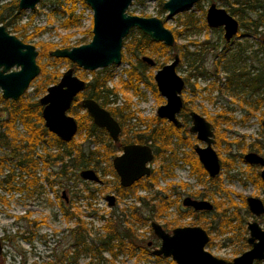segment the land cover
I'll list each match as a JSON object with an SVG mask.
<instances>
[{
  "label": "rangeland",
  "instance_id": "rangeland-1",
  "mask_svg": "<svg viewBox=\"0 0 264 264\" xmlns=\"http://www.w3.org/2000/svg\"><path fill=\"white\" fill-rule=\"evenodd\" d=\"M6 1L8 0H2L1 3ZM164 1L133 0L127 12L139 16L160 18L165 27L177 32L176 44L182 46L181 50L201 49L202 63L197 70L192 71L193 75L190 77V82L196 84V92H190L189 86L186 85L182 94L193 99V105L197 112L205 111L215 117L217 113L225 111V117L229 118L219 123L217 127L219 132L224 134L226 141L230 143L227 144L226 141H223L217 145L214 141L212 146L216 151H219L220 157L231 161L230 165H223L220 173L211 178L214 179L213 182H199L197 175L190 172V166H180L182 161L179 160L173 168V176H167L163 170L158 174L155 171L157 183L153 187L150 186L148 189L137 187L136 192L127 193L124 197L120 196L116 199L117 195L110 187L116 179L112 173H107L104 176L106 180H109L107 188L99 182L82 179L79 176L81 169L77 170L79 181L69 179L59 182L60 178L57 177L52 185H49L43 170L50 172V178H53V173L58 171L60 163L45 168L43 162L39 160L34 173L37 180L34 184H29L28 180L33 176L16 165L15 159L9 157L1 159L8 152L7 147L1 146L0 179L7 174H12L10 184L3 182L0 185V240L2 244L0 257L4 260L3 264H177L169 257L153 254V249L159 247L160 238L153 234L150 229L151 223L157 222L171 232V229L176 226L192 225L190 222L194 219L192 216L179 217L178 208L175 205L168 209V214L158 217L151 216L149 205L146 206L142 200H147L156 192L169 195L170 199H175L176 203H179L183 208L181 200L184 197L204 191L207 186L211 185L212 194L204 199L211 202H223L224 207H230L229 214L237 212L238 218L235 223L239 222L240 225L246 226L248 221L256 220L260 226L264 225V217L257 218L250 212L247 213V208L244 207L242 200L243 196H255L264 200V186H260L250 179L255 176L257 169L251 166L247 168L246 162L242 158L247 145L249 148L253 142L262 144L264 148V130L261 124V119H264V100L257 108H253L251 103L245 101H251L256 96L248 98L235 90L226 88L227 72L222 59L230 52H235L239 44L246 45L243 51L245 58L240 65L245 71H250V75L258 73L264 67V20L256 31L246 25V27L240 28L237 36L230 41H225L221 28L209 27L206 24L205 14L211 3L226 9L229 6L226 0H201L185 11L169 18L167 10L162 7ZM232 1L229 0L230 3ZM65 5L66 2L63 0H41L34 9L22 10L20 23H28V33L32 32L35 27L45 28L39 36L29 40V43L35 45L42 41L61 45L63 44L62 37L68 34L70 37L67 44L72 46L77 45L79 40L84 39L83 43H86L91 39L87 30L92 22V10L86 4L77 1L75 14L80 16V24L67 28L62 25L66 16L63 11ZM188 16L195 19L197 29L182 30L181 21ZM6 29L10 32V28ZM138 30V28L131 29L125 37L122 55L126 53L127 58H131V53L125 51L124 44L130 40L131 32L137 34ZM37 49L39 50V47ZM174 53H179V49L167 51L165 54L173 56ZM49 59L52 57H42L41 62ZM160 60H163V57ZM68 67L70 66L65 60L59 61L55 65H47L48 70L57 69L59 72L65 71ZM128 67V61L123 60L119 65H111L93 71L77 68L74 69V73L86 81L96 71L106 69L112 74L108 86L114 87L127 80L123 70ZM177 71L182 77L187 74L189 67L186 61L178 64ZM138 87V94H133L131 89H126L124 93L119 92L117 103L121 104L125 99L124 94H126L131 98L132 109L138 110L137 115L146 118L156 115L157 107L164 103V98L161 96L162 100L158 102L144 84L139 83ZM44 93H36L33 82L26 90V98L29 100L39 99ZM261 96L264 97V93ZM243 98H245L244 102H242ZM241 102L242 105H240ZM4 116L5 111L0 104V118ZM131 122H134V119ZM190 125L191 121L189 120L186 129L192 135L193 145L186 141H177L174 138L179 156L182 155V152L193 149L196 143L204 146L203 142L195 138V134L189 132ZM15 129L18 134L25 132L24 126L19 121L15 122ZM83 136V132H77L75 138L79 139ZM94 147L93 143L89 144L90 149ZM46 151L55 153L57 147L55 144L51 145L40 141L35 148V157L45 156ZM248 151L250 150L248 149ZM150 165L154 170H157L160 163L154 161ZM101 166L107 167V162H103ZM257 168L260 169L259 166ZM183 183L186 186L182 187ZM12 185L24 188L20 190L7 189ZM90 191H92L91 196L88 195ZM112 194L115 196L114 204L109 205L106 197ZM139 196L142 200L139 199ZM61 200L64 208L74 213L71 217L64 216ZM232 200L235 202L234 206H231ZM134 209H137L145 220L131 216L130 213ZM212 213L213 211L202 213L200 220H196L197 224L195 225L201 227L203 224L211 225L213 243L212 246L206 245L205 249L217 257L231 260L247 249L241 238H247L249 232L236 227L221 232L218 220L213 218ZM78 220L84 227L79 230L84 236V244L99 247V252L94 249H92V254L84 250L77 252L78 249L83 248V244L75 245V231L80 224ZM167 221L169 227L166 225ZM127 227H131L133 230L132 239L125 236L122 249L118 250V247L114 245L113 251L118 250V252L113 254L108 250L105 240L108 239L110 244L119 242L118 238H109L111 231L121 232ZM231 237L235 238L229 242ZM236 237L240 238L236 240ZM44 238L45 240H43ZM129 239L134 243L132 248ZM129 249L132 250L131 253H129ZM260 264H264V261Z\"/></svg>",
  "mask_w": 264,
  "mask_h": 264
},
{
  "label": "trees",
  "instance_id": "trees-1",
  "mask_svg": "<svg viewBox=\"0 0 264 264\" xmlns=\"http://www.w3.org/2000/svg\"><path fill=\"white\" fill-rule=\"evenodd\" d=\"M1 1L2 0H0V24H3L6 28H10V33H14L23 42H28L29 40L39 36L44 31V27H35L32 32L28 33V23H20L23 12L17 7L18 0H8L4 3H1ZM63 1L66 2V5L63 8L66 16L62 21V25L67 28L71 27V25H79L80 16L75 14L76 2L81 1L85 4L84 0ZM226 1L229 3L226 10L236 16L239 20L240 27H246V25H248V27H250L253 31H256L258 27L263 24L264 0H233L232 3H230L229 0ZM181 25L183 27V31H192L198 28L195 23V19L191 16L182 20ZM91 29L92 22L87 30L88 36L90 37L92 36ZM172 32L175 36V42L172 46H165L162 42L153 41L149 36L145 35L140 30L137 31V34L131 32L130 40L124 44L125 51L127 53H131V58H127L126 53L122 55V61L127 60L129 63V67L123 70L127 80L122 81L119 86H108V82L111 80L112 74L106 69L96 71L93 73L91 78L86 80V86L83 92H79L74 97L68 110V112L76 119L78 124L77 132H83L84 136L82 138L77 139L73 137L70 141L64 142L56 135L49 132L45 128L41 116L42 106L39 104L38 99H27L26 91L17 100L3 99L0 94V104H2V108L5 111V116L0 118V147L5 146L8 148L7 154L2 156L1 159H5L7 157L15 159L16 165L21 167V169L26 173L33 176L32 179L28 180L29 184H34L37 180L34 177V173L38 167L39 160L43 162L45 168L60 163L58 171L53 173V178H50V172L43 170L45 179L49 185H52L54 179L57 177L60 178L59 182L69 179L79 181L77 170L85 168H93L96 172L101 168L104 175L112 173L116 177L110 158L115 155L117 149H121L122 145L125 143H145L149 144L153 149L154 157L152 162L157 161L160 165L157 170H153L152 174L146 176L143 180L137 181V185H139L140 188L148 189L150 186L153 187L157 183V174L161 170L165 171L167 176H173V168L177 165L179 160L182 161L183 164L190 166L191 173L197 175L199 182H213L214 179L208 177L193 150L191 149L189 151L182 152V155L179 156V151L176 146L177 143L174 141V138H176L177 141H186L187 143L193 145V140L191 139L192 135L189 134L186 129L188 121L190 120L188 116L189 111L197 110L193 105V99L188 97L186 94H182L183 106L180 112L182 125L180 127H175L172 123L159 118L157 115L148 118L137 115L138 110L132 109L131 98L126 94H124V101L121 102V104L117 103L118 93H124L126 89H131L133 94H138L139 83L144 84V86L157 98L158 102H161L162 97L159 95L153 81V71L170 60L172 56L166 55L165 53L167 51L177 49H179V63L182 64L186 61L189 67V71L184 76L185 84L189 86L190 92H196V84H192L190 82V77L193 75L192 71L197 70L199 65L202 63L201 49L195 51L181 50L182 46L176 44L177 32L174 30H172ZM69 37L70 34L63 36L61 40L63 44L61 45L53 42L42 41L35 43V46L39 47L36 61L39 65L40 71L38 76L31 81L30 85L33 82L35 83L36 93L46 92L47 87L51 84L57 83L62 75V72H59L57 69L51 71L48 70L47 65H55L57 62L65 60L69 66H73L74 69L78 68L66 58L52 57V59L41 62L42 57L51 58L50 52L56 48L72 47V45L67 44ZM83 42H85L84 39L79 40L77 45ZM239 49L240 47L237 51L230 52L222 58L227 72L226 88L233 91L235 90L243 96H248V98L256 96L254 99L252 98L251 101H245V98H243L242 102H249L253 105V108H257L261 101L264 100V97L261 96V94L264 93V67H262L255 75H250V71L246 72L242 65H240L241 61L244 60V57ZM242 50H244L243 46ZM142 55H148L154 58L156 65L150 68L141 60L140 57ZM161 57H163V60H160ZM83 97H90L96 100L101 106L108 109L110 114L119 122L122 131L117 142H113L103 128H99L93 123L90 115L80 105V100ZM242 102L240 105H242ZM201 114H204L206 119L211 123L215 143L219 145L221 142L226 141L224 134L220 133L217 127L219 123L224 122L229 118L225 117V111L217 113L215 117L210 116L205 111H202ZM132 119H134V122H131ZM16 121H19L24 126L25 132L23 134H18L16 131ZM40 141H45L51 145L55 144L57 151L55 153L46 151L45 156L39 155V158H36L35 148ZM90 143H94L96 148L90 149ZM226 143L228 144L230 142L226 141ZM250 148L260 151L262 146L260 143L253 142L250 144ZM218 154H220L219 151ZM220 160L221 165H224L225 163L228 164L229 161L227 158L224 159L222 157H220ZM101 162H107L108 166L102 168ZM155 171H157V174H154ZM11 176L12 174H7L4 178L0 179V185L3 182L10 184ZM259 183L262 185V181L260 179ZM181 186H186V184L183 183ZM23 188L24 187H15L13 185L7 187V189L17 190ZM210 188L211 185L207 186V189L204 191H198L191 195L195 198H207L208 195L212 194V190ZM111 189H116L121 197H124L131 191L120 186L117 179L115 183L111 185ZM133 190L136 191V187H134ZM88 195L91 196L92 191H90ZM142 201L146 206L149 205L148 207L151 210V216L154 217L168 214V209L175 205L178 208L177 212L179 217H193L194 220L191 221L190 224H197L196 220H200L201 218V214L199 212L193 210L192 208L180 207V204H177L175 199H170L169 195H162L156 192L148 197L147 200L143 199ZM213 203L214 210L212 216L218 220L221 232L232 230L234 227H242L245 231L244 226L240 225L239 222L235 223V220L238 218L237 212L229 214V206L224 207L223 202L221 201H215ZM60 204L64 210V216L69 218L70 214L64 208L62 200ZM243 204L245 205V201H243ZM234 205L235 202L232 200L231 206ZM130 214L136 219L145 220L143 215H141L137 209H134ZM78 221L80 223V220ZM173 221L175 222L176 220ZM166 225L169 227L168 221ZM202 226L205 227L210 234V242L208 245L211 246L213 243L211 225L203 224ZM83 228L82 223H80L76 229L77 231H75V245L83 244V248L78 249L77 252L84 250L92 254V249L99 252V247L87 246L84 244V236L79 232V230ZM105 228L107 227L105 226ZM132 231L131 227H127L121 232L117 230L113 232L111 231L109 238H118L119 242L110 244L108 239L105 240V244H108V250L112 251L113 254H116L118 250L122 249V243L125 236L131 238ZM237 239L238 237H236V240ZM129 244L131 248L134 245L133 241L130 239ZM114 245L118 247L117 251H113ZM141 248L145 249L144 247ZM128 251L129 253L132 252L131 249ZM3 263L4 260L0 257V264Z\"/></svg>",
  "mask_w": 264,
  "mask_h": 264
},
{
  "label": "water",
  "instance_id": "water-1",
  "mask_svg": "<svg viewBox=\"0 0 264 264\" xmlns=\"http://www.w3.org/2000/svg\"><path fill=\"white\" fill-rule=\"evenodd\" d=\"M41 0H18L19 10H31ZM133 0H84L92 10L91 39L70 48H56L50 52L51 57L66 58L78 68L93 71L111 65L122 63V48L124 38L133 28H138L153 41L162 42L165 46H172L175 42L174 34L165 27L160 18L139 16L127 12ZM201 0H165L162 7L167 10V17L190 8ZM209 27L222 26L224 38L229 40L236 34L239 21L224 7L211 3L205 14ZM264 42V39H263ZM37 47L29 42H23L15 34L8 32L0 24V92L3 99L17 100L29 88L33 79L39 74L36 61ZM179 54L154 71L153 79L158 93L164 98V103L158 106L157 115L167 118L175 126H179L178 113L183 105L181 93L185 86L184 78L177 72ZM141 60L149 65L155 61L149 56H142ZM86 81L74 73L70 66L62 72L55 84L47 87L46 92L38 99L41 116L45 128L60 140L67 142L77 131L75 118L68 113L74 97L84 90ZM81 106L90 114L93 122L107 130L110 137L118 140L120 125L110 112L92 98H82ZM191 118L190 132L204 142V146L196 144L194 151L199 162L209 177H215L220 172V161L213 148V130L205 117L196 111L189 113ZM264 130V119L262 121ZM153 159L152 148L146 144L130 143L123 146L122 152L112 159V165L123 187L132 185L143 176L150 174L149 162ZM248 163L264 165V158L255 152L244 155ZM264 181V169L260 172ZM79 176L84 180L98 181L99 177L93 169H81ZM65 199V198H64ZM109 205L114 204V196L107 195ZM249 211L254 215L264 213L262 200L255 196L246 198ZM184 206H191L194 210H211L213 205L205 199H194L186 196L182 200ZM153 233L160 238V246L153 251L155 255L171 257L177 264H253L254 260L264 259V228L256 221L248 222V242L251 247L240 255L228 261L207 251L205 246L209 240L208 232L199 225L177 226L171 233L165 231L161 224L151 223ZM2 244L0 240V253Z\"/></svg>",
  "mask_w": 264,
  "mask_h": 264
},
{
  "label": "flooded vegetation",
  "instance_id": "flooded-vegetation-1",
  "mask_svg": "<svg viewBox=\"0 0 264 264\" xmlns=\"http://www.w3.org/2000/svg\"><path fill=\"white\" fill-rule=\"evenodd\" d=\"M229 12V11H228ZM230 13V12H229ZM231 14V13H230ZM234 16V15H233ZM235 17V16H234ZM239 21V20H238ZM213 28H221L222 30H223V34H224V29H223V27L222 26H219V27H213ZM240 23H239V28H238V30H237V32H236V34H234L228 41H230L232 38H234L235 36H237L238 35V31L240 30ZM92 30V29H91ZM92 32V31H91ZM173 33V32H172ZM175 37V36H174ZM223 38H224V36H223ZM125 39V38H124ZM224 40H225V38H224ZM225 41H227V40H225ZM123 43H124V41H123ZM82 44V43H81ZM242 46H243V48H244V50H245V46L246 45H238L237 47L239 48L240 47V52H241V54H242V56H243V51L244 50H242ZM238 48L235 50V51H237L238 50ZM179 54V53H178ZM174 55V54H173ZM142 56H145V55H142ZM141 56V57H142ZM146 56H148V55H146ZM140 57V58H141ZM150 57V56H149ZM244 58H245V56H243ZM248 57V56H247ZM152 58V57H151ZM172 58H173V56H172ZM179 58H180V56H179ZM154 59V58H153ZM143 61V60H142ZM155 61V60H154ZM170 61V60H169ZM168 61V62H169ZM143 62H145V61H143ZM179 62H180V59H179ZM150 68H152V67H154L155 65H156V61H155V64L154 65H149L147 62H145ZM167 63V62H166ZM179 64V63H178ZM162 66V65H161ZM160 66V67H161ZM178 66V65H177ZM159 68V67H158ZM158 68H156V69H158ZM155 69V70H156ZM176 69H177V67H176ZM154 70V71H155ZM178 72V71H177ZM246 72H248V71H246ZM153 75H154V73H153ZM184 78V77H183ZM153 81H154V79H153ZM185 86H186V84H185ZM185 86H184V88H185ZM184 88H183V90H184ZM157 89V88H156ZM83 92V91H82ZM183 92V91H182ZM160 95V94H159ZM161 96V95H160ZM181 96H182V93H181ZM83 98H87V97H83ZM88 98H90V97H88ZM82 99V98H81ZM93 99V98H92ZM182 100H183V98H182ZM165 101V100H164ZM80 102H81V100H80ZM163 104V103H162ZM81 105V104H80ZM161 105V104H160ZM159 105V106H160ZM101 106V105H100ZM183 106V105H182ZM82 107V106H81ZM103 107V106H102ZM83 108V107H82ZM105 108V107H104ZM158 108V107H157ZM84 109V108H83ZM106 109V108H105ZM181 109H182V107H181ZM85 110V109H84ZM108 110V109H107ZM86 111V110H85ZM109 111V110H108ZM191 111H196V110H190L189 111V113L191 112ZM156 112H157V110H156ZM180 112H181V110H180ZM180 112L178 113V119H179V121H180V124H179V126H175L171 121H169V120H167V118H161V119H165L166 121H168V122H170V123H172L175 127H180L181 125H182V122H181V117H180ZM197 112V111H196ZM69 113V112H68ZM88 113V112H87ZM189 113H188V116H189V118H190V115H189ZM199 114H201V112H198ZM70 114V113H69ZM89 114V113H88ZM70 115H72V114H70ZM90 115V114H89ZM156 115H157V113H156ZM201 115H203L204 117H205V115L204 114H201ZM73 116V115H72ZM158 116V115H157ZM74 117V116H73ZM91 117V116H90ZM159 117V116H158ZM160 118V117H159ZM92 119V118H91ZM205 119H206V117H205ZM76 120V119H75ZM207 120V119H206ZM93 121V120H92ZM117 121V120H116ZM190 121H191V118H190ZM209 121V120H208ZM262 121H263V119H261V124H262ZM118 122V121H117ZM210 122V121H209ZM94 123V122H93ZM119 123V122H118ZM95 124V123H94ZM211 124V123H210ZM96 125V124H95ZM120 125V124H119ZM97 126V125H96ZM97 127H99V126H97ZM99 128H103V127H99ZM189 128H190V126H189ZM211 128H212V126H211ZM263 128V127H262ZM105 131H106V133H107V135L109 136V138L113 141V142H117L118 140H119V138H120V134H121V131H122V128H121V125H120V133H119V136H118V140L117 141H114L111 137H110V135H109V133L107 132V130L105 129V128H103ZM77 130H78V124H77ZM189 130V129H188ZM213 130V129H212ZM189 132H190V130H189ZM76 133H77V131H76ZM76 133H75V135H76ZM190 133H192V132H190ZM194 134V133H193ZM75 135L73 136V137H75ZM72 137V138H73ZM195 138H196V135H195ZM197 139V138H196ZM213 139H214V133H213ZM198 140V139H197ZM198 141H200V140H198ZM214 141H215V139H214ZM214 141H213V143H214ZM200 142H202V141H200ZM204 143V142H203ZM212 143V144H213ZM94 144V143H93ZM126 144H130V143H125V144H123L122 145V147H121V149H117V151L115 152V155L114 156H112L111 158H110V162H111V165H112V159L116 156V155H118V154H120L121 152H122V149H123V146L124 145H126ZM137 144H145V143H137ZM197 144V143H196ZM196 144H194V146L196 145ZM95 145V144H94ZM146 145H149V144H146ZM205 145V144H204ZM150 146V145H149ZM200 146V145H199ZM261 146H262V149L260 150V151H257V150H254V149H251L250 147L248 148V145H247V149H246V152H245V154L246 153H248V152H255V153H257L258 155H260L261 157H263L264 158V148H263V145L261 144ZM151 147V146H150ZM96 148V145H95V147L93 148V149H95ZM152 148V147H151ZM248 149L250 150V151H248ZM193 152L195 153V151H194V147H193ZM117 152H119V153H117ZM152 152H153V149H152ZM217 152V154H218V151H216ZM245 154H243V156H242V158H243V160L246 162V166H247V168L249 167V166H251V167H255L257 170H256V173H255V176L254 177H252V178H250L252 181H254V182H256L258 185H260V186H264V181H263V179H262V177H261V175H260V172L262 171V169H264V165H260V164H255V163H248L245 159H244V155ZM195 155H196V153H195ZM220 154H218V156H219ZM197 156V155H196ZM153 157H154V152H153ZM198 158V157H197ZM153 160V159H152ZM219 161H220V167L222 168V166L223 165H221V160H220V156H219ZM152 162V161H151ZM151 162H149L148 164H149V167H150V174H152V172H153V168L151 167V165H150V163ZM103 162H101V164H102ZM186 165L187 166V164H183V162L182 163H180V166H182V165ZM226 164V163H225ZM224 164V165H225ZM202 165V164H201ZM230 165V162L228 161V164H226V166H229ZM107 166H108V164H107ZM259 166V168L260 169H258L257 167ZM102 168H104L103 166H101ZM112 168H113V165H112ZM221 168H220V170H221ZM86 169V168H85ZM88 169H93V168H88ZM94 171H95V173L98 175V177H99V180L98 181H93V182H99V183H101L102 185H104L106 188L108 187V183H109V180H106L105 178H104V174L102 173V169L100 168L97 172H96V170L95 169H93ZM113 170H114V168H113ZM205 170V169H204ZM99 172H100V174H99ZM114 172H115V170H114ZM191 172V171H190ZM116 173V172H115ZM207 173V172H206ZM220 173V172H219ZM149 174V175H150ZM101 175V176H100ZM149 175H146V176H149ZM208 175V174H207ZM146 176H143L142 178H140L139 180H137V181H140V180H143ZM217 176V175H216ZM209 177V176H208ZM117 180H118V183H119V177H118V175L116 174V177H115ZM211 178V177H210ZM212 178H214V177H212ZM116 179H115V181H116ZM259 179L262 181V185L259 183ZM55 181V180H54ZM115 181H114V183H115ZM137 181H135L132 185H130V186H128V187H123V188H126V189H129V190H131L130 192H128V193H133V192H136L137 190H138V188H140V186L139 185H137ZM113 183V184H114ZM120 184V183H119ZM121 186V185H120ZM111 187V186H110ZM134 187H136V191L135 190H133V188ZM138 187V188H137ZM114 191H115V193H116V195H117V197H116V199H118V198H120V195H119V193L117 192V190L116 189H113ZM113 195V194H112ZM114 196V195H113ZM187 196H189V197H191V198H194V199H204V198H195V197H193L192 195H187ZM248 196H246V197H244L243 196V198L244 199H242L243 201H245V205H244V207H246L247 208V213H249L250 211H249V209H248V206H247V202H246V198H247ZM107 198V197H106ZM185 198V197H184ZM139 199H140V196H139ZM66 200V199H65ZM114 200H115V196H114ZM183 200V199H182ZM182 200H181V204H182ZM206 200V199H205ZM262 200V199H261ZM209 201V200H208ZM211 202V201H210ZM262 202H263V204H264V200H262ZM212 203V205H213V208L211 209V210H209V211H207V210H195V211H197V212H199L200 214H202V213H205V212H210V211H213L214 210V203L213 202H211ZM183 205V204H182ZM183 208H192L191 206H184L183 205ZM66 209V208H65ZM193 209V208H192ZM194 210V209H193ZM66 211H68V213L70 214V217L74 214L73 212H71V211H69V210H67L66 209ZM250 214L252 215V216H254V217H264V213L263 214H261V215H254V214H252L251 212H250ZM251 221H256V220H251ZM251 221H248V222H251ZM154 222V221H153ZM248 222H247V224H248ZM257 222V221H256ZM258 223V222H257ZM247 224H246V226H244V225H242V226H244L245 227V232L246 231H248L249 232V230H248V228H247ZM259 224V223H258ZM162 226V225H161ZM259 226H260V224H259ZM177 227V226H176ZM261 228H264V225L263 226H260ZM162 228L165 230V231H167L163 226H162ZM237 228V227H236ZM173 229V228H172ZM171 229V230H172ZM238 229H241V230H243L244 231V228H242V227H240V228H238ZM151 230H152V228H151ZM206 230V229H205ZM207 231V230H206ZM152 232H153V230H152ZM167 232H169V231H167ZM169 233H171V232H169ZM154 234V233H153ZM209 234V233H208ZM155 235V234H154ZM234 238L235 237H231V238H229V242H232L233 240H234ZM238 238H240V237H238ZM248 238H249V235H248V237L246 238V237H242L241 239L243 240V243H244V246H246L247 247V249L246 250H248L250 247H251V244L248 242ZM43 240H45V238L43 239ZM161 241V240H160ZM209 242H210V234H209V240H208V243H207V245L209 244ZM159 246H160V244H159ZM209 246V245H208ZM212 246V245H211ZM155 249H157V248H155ZM155 249H153V251L155 250ZM245 251V250H244ZM244 251H242V252H244ZM241 252V253H242ZM240 253V254H241ZM239 254V255H240ZM238 256V255H237ZM236 257V256H235ZM169 258H171V257H169ZM234 258V257H233ZM232 258V259H233ZM172 259V258H171ZM231 259V260H232ZM173 260V259H172ZM172 260H170V261H172ZM226 260V259H225ZM174 261V260H173ZM228 261H230V260H228ZM264 261V259H261V260H254V262H253V264H260V262H263ZM175 262V261H174Z\"/></svg>",
  "mask_w": 264,
  "mask_h": 264
}]
</instances>
